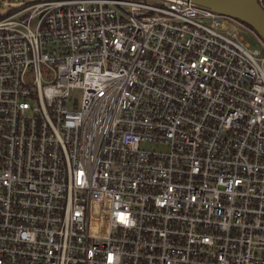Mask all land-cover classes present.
Instances as JSON below:
<instances>
[{
  "label": "built area",
  "instance_id": "built-area-1",
  "mask_svg": "<svg viewBox=\"0 0 264 264\" xmlns=\"http://www.w3.org/2000/svg\"><path fill=\"white\" fill-rule=\"evenodd\" d=\"M0 264H264L263 38L186 0L1 14Z\"/></svg>",
  "mask_w": 264,
  "mask_h": 264
},
{
  "label": "water",
  "instance_id": "water-1",
  "mask_svg": "<svg viewBox=\"0 0 264 264\" xmlns=\"http://www.w3.org/2000/svg\"><path fill=\"white\" fill-rule=\"evenodd\" d=\"M243 21L251 26L264 40V8L259 0H186Z\"/></svg>",
  "mask_w": 264,
  "mask_h": 264
},
{
  "label": "rangeland",
  "instance_id": "rangeland-1",
  "mask_svg": "<svg viewBox=\"0 0 264 264\" xmlns=\"http://www.w3.org/2000/svg\"><path fill=\"white\" fill-rule=\"evenodd\" d=\"M31 0H0V15L3 14L4 12L10 10L13 7H16L18 5L24 4L26 2H29ZM148 1H152V0H148ZM243 37L246 38L247 41H249L251 43L252 47H256V41L254 40L253 37L242 33L241 34ZM75 97L78 100V102H80L81 100V91L77 90L75 92ZM142 148L146 149V150H157V151H164L167 150V147H164L162 145L159 144H154V143H142Z\"/></svg>",
  "mask_w": 264,
  "mask_h": 264
},
{
  "label": "trees",
  "instance_id": "trees-1",
  "mask_svg": "<svg viewBox=\"0 0 264 264\" xmlns=\"http://www.w3.org/2000/svg\"><path fill=\"white\" fill-rule=\"evenodd\" d=\"M50 1V0H35V2ZM261 5L264 8V0L261 1Z\"/></svg>",
  "mask_w": 264,
  "mask_h": 264
}]
</instances>
